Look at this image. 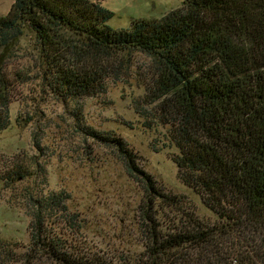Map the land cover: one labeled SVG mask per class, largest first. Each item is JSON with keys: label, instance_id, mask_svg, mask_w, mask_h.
I'll list each match as a JSON object with an SVG mask.
<instances>
[{"label": "trees", "instance_id": "16d2710c", "mask_svg": "<svg viewBox=\"0 0 264 264\" xmlns=\"http://www.w3.org/2000/svg\"><path fill=\"white\" fill-rule=\"evenodd\" d=\"M101 1L14 0L0 16V130L10 122L13 78L41 80L63 100L92 96L105 89L112 69L131 63L127 57L114 66L118 55L145 54L152 75L142 103L154 112L144 108L142 115L148 126H167L178 178L215 218L184 211L185 197L156 187L120 138L98 135L115 145L148 193L140 205L142 251L129 256L128 248L124 255L68 242L54 217L83 228L68 211L70 196L28 192L30 242L16 257L0 242L2 263L264 264V0H183L161 18L132 20L130 28L107 24L114 13ZM27 39L38 68L8 71L7 58ZM30 174L16 161L0 178L12 187ZM168 207L180 212L163 227L158 215Z\"/></svg>", "mask_w": 264, "mask_h": 264}, {"label": "rangeland", "instance_id": "374dc122", "mask_svg": "<svg viewBox=\"0 0 264 264\" xmlns=\"http://www.w3.org/2000/svg\"><path fill=\"white\" fill-rule=\"evenodd\" d=\"M13 2L0 0V16L10 10ZM101 2L114 13L107 24L130 28L132 20L161 18L181 7L183 0ZM127 57L131 63L120 71L112 69L105 79L104 90L75 99L63 100L41 80L20 83L11 76L10 122L6 129L0 130V173L16 161L27 164L31 173L12 187L4 186L0 178V242L11 246L14 257L26 250L31 238L32 218L25 199L28 192L36 198L53 191H65L70 196L68 211L76 213L78 225L83 228L77 231L64 216L54 217L68 242L75 239L78 245L101 251L122 249L124 255L128 248L129 256L142 251L140 205L147 201L148 193L141 181L128 174L115 145L98 135L120 138L138 167L156 180V187L184 196L185 202L179 204L184 211L195 209L199 216L214 220L199 195L178 178L173 161L178 150L165 144L167 126L159 123L148 126L142 115L144 108L145 114L154 112L142 103L143 85L152 75L150 58L135 52L128 56L120 54L111 63L125 65ZM7 62L8 71L15 73L35 72L39 64L37 52L28 39L13 51ZM149 211L152 213L154 209ZM165 211L159 213L158 220L161 226L169 227L170 219L177 217L180 210L168 207Z\"/></svg>", "mask_w": 264, "mask_h": 264}]
</instances>
